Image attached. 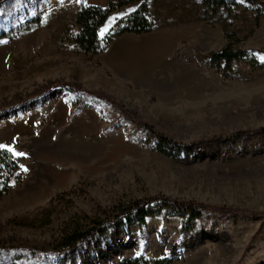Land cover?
<instances>
[{
    "label": "rangeland",
    "instance_id": "374dc122",
    "mask_svg": "<svg viewBox=\"0 0 264 264\" xmlns=\"http://www.w3.org/2000/svg\"><path fill=\"white\" fill-rule=\"evenodd\" d=\"M119 1L0 0V145L25 153L16 157L27 168L0 198V246L48 253L0 254V264H264V54L230 71L207 59L228 45L264 50V11L257 16L251 3L264 9V0H236L213 23L201 0H147L151 33L118 37L95 56L62 44L81 8ZM139 7L111 14L101 39ZM63 84L107 100L90 97L76 113ZM159 135L178 144L174 157L156 150ZM55 175L63 183L53 185ZM161 196L207 208L192 227L157 217L72 252L55 249L71 221Z\"/></svg>",
    "mask_w": 264,
    "mask_h": 264
},
{
    "label": "trees",
    "instance_id": "16d2710c",
    "mask_svg": "<svg viewBox=\"0 0 264 264\" xmlns=\"http://www.w3.org/2000/svg\"><path fill=\"white\" fill-rule=\"evenodd\" d=\"M251 3L256 15L262 17L263 5L259 2ZM134 4H140V7L125 20L120 21L105 39H101L100 30L105 26L110 15ZM200 4L204 7L205 12L209 13L203 19L213 23L216 20L215 18L222 12H231V7L236 5V0H201ZM37 21L38 19L28 22L18 32L27 33ZM156 22L157 18L148 7L147 0H123L110 3L106 7H83L77 13L73 25L65 30L62 44H74L83 53L95 56L103 53L107 45L118 37L126 34L143 35L151 33L156 28ZM257 54L263 55L264 50L249 52L246 50H235L228 45L223 50L210 54L207 59L212 66L224 71H230L233 63L247 57L251 58L253 64L258 65ZM62 88L70 93L73 105L77 106L76 113L80 112L90 97H95L97 100H107V97L103 94L83 91L70 84H63ZM155 145L156 150L167 157L176 155L175 149L178 144L166 137L159 135L155 140ZM22 161L23 158L16 157L10 151L0 148V198L8 195L25 177V172L21 168ZM206 208L200 203L172 200L162 196L131 201L105 213L104 218L92 219L87 224L71 221L61 233L59 245L55 249L61 251V253L72 252L80 249L89 240L108 235L113 229L121 230L125 226L142 227L147 224L148 219L157 217L185 218L188 226L192 227L193 223L202 216ZM219 210L228 215L243 217L254 215L251 212H239L225 207L219 208ZM21 250L26 251L27 254H22ZM19 253L20 256L17 255ZM0 254L17 255L16 257L19 259L27 258L28 255L30 257L44 258L48 256L45 250L19 248L17 246H0ZM172 262L171 259L165 258L158 260L156 264H172ZM122 264H147V262L136 259L124 261Z\"/></svg>",
    "mask_w": 264,
    "mask_h": 264
},
{
    "label": "bare ground",
    "instance_id": "6f19581e",
    "mask_svg": "<svg viewBox=\"0 0 264 264\" xmlns=\"http://www.w3.org/2000/svg\"><path fill=\"white\" fill-rule=\"evenodd\" d=\"M99 148H94L92 151H93V154L94 155H97L98 154V152H99ZM56 151H58V150H56ZM60 152V153H59ZM59 152H57V153H55L54 155H56V157H60V155L62 154V153H64L63 152V150H61V151H59ZM60 154V155H59ZM62 156V155H61ZM64 156V155H63ZM55 157V158H56ZM78 159H79V157H78ZM80 160H83V159H81L80 158ZM51 179H52V182H53V185H60L61 183H63V180L61 179V177L59 176V175H55L54 176V178L53 177H51ZM36 197V196H35ZM34 198V197H33Z\"/></svg>",
    "mask_w": 264,
    "mask_h": 264
},
{
    "label": "snow or ice",
    "instance_id": "6c2138e0",
    "mask_svg": "<svg viewBox=\"0 0 264 264\" xmlns=\"http://www.w3.org/2000/svg\"><path fill=\"white\" fill-rule=\"evenodd\" d=\"M241 2H243V0H241ZM0 148H4V149L12 152L13 155H15V156H23V155H25V153L17 152V151H15L14 148H12V147H10L8 145H0ZM21 167L24 168L23 165H21ZM24 170L27 171V168H24Z\"/></svg>",
    "mask_w": 264,
    "mask_h": 264
},
{
    "label": "crops",
    "instance_id": "0c3cea01",
    "mask_svg": "<svg viewBox=\"0 0 264 264\" xmlns=\"http://www.w3.org/2000/svg\"><path fill=\"white\" fill-rule=\"evenodd\" d=\"M81 130V132H85V130H83V129H80ZM46 156H49V157H52L54 160H57L56 158V156L55 155H51V154H48V155H46ZM56 157V158H55Z\"/></svg>",
    "mask_w": 264,
    "mask_h": 264
}]
</instances>
